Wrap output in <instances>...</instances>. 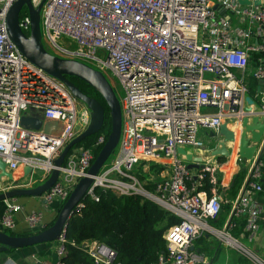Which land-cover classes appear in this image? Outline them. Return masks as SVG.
<instances>
[{
    "label": "built area",
    "instance_id": "1",
    "mask_svg": "<svg viewBox=\"0 0 264 264\" xmlns=\"http://www.w3.org/2000/svg\"><path fill=\"white\" fill-rule=\"evenodd\" d=\"M15 1L0 0V160L8 172L22 173L25 167L30 171L4 191L42 183L63 148L79 134L78 127L89 123L87 112L78 120V100L65 84L29 62L8 36L6 15ZM41 1L31 0L33 7ZM254 1L241 5L237 0H44L41 6V37L53 55L81 61L106 78L113 77L122 89L117 151L100 168L85 196L98 202L96 188L136 195L177 216L180 221L163 234L167 253L157 264H212L214 257L209 259L193 244L204 236L234 249L246 264H264V254L233 235L241 229L243 237L253 241L264 230L259 158L249 168L230 216L217 229L208 222L218 220L222 209L215 173L228 157L201 156L196 164L202 166L193 176L187 164L195 162L186 161L177 151L191 146L203 154L198 130L217 136L226 124L233 133V139L225 141L235 151L232 164L246 162L237 153L243 119L248 125L254 117L264 121V0L259 5ZM19 26L25 34L29 32L27 10L19 16ZM249 79L258 83L253 94L248 90ZM22 115L58 122L61 129L54 135L27 129L21 125ZM246 137L250 145L258 143L250 140L249 131ZM260 140L264 152V138ZM104 143L101 134L91 147L79 145L68 151L56 181L41 196L46 204H63L78 180L87 175L92 148ZM157 164L166 169L161 179L154 181L149 175L140 179L150 165ZM36 170L42 172L39 179L34 177ZM206 175L210 195L198 189ZM150 182H154L151 190L145 187ZM3 202L0 229L11 231L21 206L15 198ZM82 207L80 200L73 213ZM42 218L41 211L31 210L25 222L35 228ZM57 241L54 264H61L65 231ZM82 248L95 263L113 264L116 258L113 250L95 241Z\"/></svg>",
    "mask_w": 264,
    "mask_h": 264
},
{
    "label": "water",
    "instance_id": "2",
    "mask_svg": "<svg viewBox=\"0 0 264 264\" xmlns=\"http://www.w3.org/2000/svg\"><path fill=\"white\" fill-rule=\"evenodd\" d=\"M237 1L241 5L249 4V0ZM43 2L44 0H42L36 7H33L31 0H16L9 8L6 15L7 34L29 62L43 70L48 75L63 82L72 95L87 106L90 110V120L86 128L63 148L61 153L54 160L55 168L42 183L29 188H12L7 191H2L0 192V202L5 199L16 197H41L56 181L59 174L58 168L61 167L68 151L74 146H77L85 138L99 132L102 128L104 122V109L101 103L96 98L84 94L67 78V76H73L80 79L92 87L102 97L110 110L111 130L107 140L87 170V175L80 178L75 184L70 195L61 205L54 222L47 228L29 235H13L10 232L0 229V252L27 248L57 240L61 233L65 231L67 221L73 214L74 207L83 199V197H85V193L92 184L93 178L97 175L103 164L115 152L121 133L122 115L120 100L104 74L81 61L53 55L44 48L40 27V9ZM253 4L259 5L260 0H255ZM23 9L27 10L30 17V29L28 35L25 34L19 26V16ZM246 99L247 101H250L249 96H247ZM20 121L21 125L27 129L35 131L42 130L45 134L48 132L49 124L44 126L42 119L37 115H22ZM252 123V125H248L247 118L243 119L244 130L240 137L237 153L245 159H251L255 151V146H250L247 138H245V131H249L252 134L254 142H259L264 132V121L259 123L258 118L254 117ZM220 128V134L223 135L224 140L218 143L219 148H215L213 153L226 157L229 155V152L224 142L226 140H232L233 133L227 130L226 124H222ZM210 136L214 137L216 135L210 133ZM177 151L179 154L184 155L185 160L188 162H201L200 157L194 158L181 147H178ZM187 167L189 169L198 168V165L196 163H189L187 164ZM29 171L30 168L25 167L24 171L21 173V178H25ZM13 174L14 173L6 170V164L0 160V182L6 179L14 182L15 179Z\"/></svg>",
    "mask_w": 264,
    "mask_h": 264
},
{
    "label": "trees",
    "instance_id": "3",
    "mask_svg": "<svg viewBox=\"0 0 264 264\" xmlns=\"http://www.w3.org/2000/svg\"><path fill=\"white\" fill-rule=\"evenodd\" d=\"M24 10L20 12V15L26 12ZM67 78L84 94L96 98L104 109L102 128L96 134L85 138L77 146L91 147L101 134L106 141L111 130V116L105 101L85 82L73 76H67ZM257 87L256 81L248 80L250 94H253ZM102 146L103 144L92 148V161ZM155 167L151 165L149 169ZM145 177L146 175H141L140 179L143 180ZM239 181V177L235 178L233 184L237 186ZM153 185L150 182L145 187L151 189ZM198 189L205 190L208 195L211 194L207 175L203 180V185ZM95 193L99 201L96 202L88 196L83 197L81 200L83 207L80 212H74L67 221L66 251L61 258V264H99L95 263L88 251L80 247L84 241H95L113 250L116 253L113 264H157L159 257L167 253L166 241L163 238L164 232L180 219L154 202L136 195H117L101 188H96ZM61 205L57 207L56 215L48 226L54 222ZM222 209L227 210L228 205H222ZM240 263L246 264L242 259Z\"/></svg>",
    "mask_w": 264,
    "mask_h": 264
},
{
    "label": "crops",
    "instance_id": "4",
    "mask_svg": "<svg viewBox=\"0 0 264 264\" xmlns=\"http://www.w3.org/2000/svg\"><path fill=\"white\" fill-rule=\"evenodd\" d=\"M43 125L49 124L48 132L50 135H54L58 133L61 129V124L55 121L45 120L42 119ZM247 138V137H246ZM264 136H262L261 139H263ZM223 141V140H222ZM221 142V140L218 141V143ZM254 142V140H252ZM225 143V142H224ZM251 143V142H249ZM250 145V144H249ZM261 140L255 145V151L253 153V157L251 159H246L247 166L240 167L239 169L234 163L235 158V151H233L232 148H229V146L225 143V146L229 152V155L226 160L227 164L221 166V169H218L216 171L215 176L217 177V184H216V196L222 200V205H228V209L223 211L221 209V214L225 213L226 218H228L231 214L233 203L236 201V199L241 195V192L243 191V188L248 180V170L251 167V165L254 163L255 159L258 157L259 161L262 163V169L260 171L261 174V183L264 185V152H262L261 148ZM252 146V145H250ZM215 148H219V145ZM214 148V149H215ZM212 150H209L207 148H204V153L200 155V152L198 150L192 149L189 151L194 158L195 157H211V160H217L220 158L219 154H214ZM223 156V155H222ZM222 159V158H220ZM197 163V162H195ZM198 168L202 166V164H197ZM151 166V165H150ZM153 166V165H152ZM155 168H151L147 170L143 175H149V177H153L154 181H158L161 179L162 175L165 174L164 165L163 164H157L154 165ZM161 168V169H160ZM14 179L19 180L21 179V171H15L13 172ZM161 173V174H160ZM191 173L193 176L197 173V168H191ZM239 177V184L235 186L234 180L235 178ZM13 183L12 181L3 180L0 182V192L4 191V188H7ZM154 183V182H153ZM211 191V189H210ZM17 204L21 206L20 211L15 213V226L14 229H12L11 233L13 235H29L31 233H35L37 231L42 230L45 228V226H48L50 222L54 219L57 211V207L59 206L58 201H54L52 204L48 205L45 203L42 197H16L15 198ZM31 210L35 211H41L43 214L42 223L40 226H37L35 228H31L27 225L25 222V215ZM4 211V202H0V219ZM243 222L240 224L242 225ZM237 231H234L236 233V236L240 239H247L246 236L243 237V234L241 233V229H236ZM241 236V237H240ZM209 239V237H202ZM248 240V239H247ZM249 241V240H248ZM258 244L255 245L256 250L264 254V230L261 229L259 237L254 240ZM252 242V241H249ZM58 245V241H52L44 244H38L36 246H31L27 248H21V249H15V250H9L7 252H0V264H54L56 261H58V257L56 256V247ZM81 247H89L92 246V241H84L80 245ZM222 246H217V250ZM230 262V263H229ZM227 264H241L240 259L238 258L237 254L234 253L231 258L228 260Z\"/></svg>",
    "mask_w": 264,
    "mask_h": 264
},
{
    "label": "rangeland",
    "instance_id": "5",
    "mask_svg": "<svg viewBox=\"0 0 264 264\" xmlns=\"http://www.w3.org/2000/svg\"><path fill=\"white\" fill-rule=\"evenodd\" d=\"M42 41H43V45H44L45 49L48 52L54 54V51L48 46L46 41L44 39H42ZM107 80L110 83V85L112 86V88H113L115 94L117 95L118 99L120 100L121 97H123V93H122V89H121L120 85L118 84V82L113 77L107 78ZM76 107H77L78 120H80V116L82 117V114L84 112H87L88 121H89L90 120V110L87 108V106L83 102L78 100ZM85 128H86V125L85 126L82 125V126L78 127L77 133L82 132ZM204 132H205V129L200 128L198 130V137L202 138L203 143H204V147L209 149V150L214 149L217 146L219 140H224V137L221 134H218L217 136L212 137V136L206 135ZM249 136L250 135L247 134V137H249ZM250 140H253V139H250ZM185 149L187 151H191L193 148L191 146H185ZM116 151H117V148H116ZM111 158H112V156H111ZM106 163L107 164L110 163V158L106 161ZM245 166H247V164L245 163L244 160L242 161V163L237 164L238 169L240 167H245ZM41 173L42 172L40 170H36L34 177L39 179L41 176ZM38 184L39 183H37L36 185H38ZM151 189H149V190H151ZM225 219H226V214L223 213L219 216L218 220H216V221L209 220L208 222L213 227H215L217 229H222V226L224 224ZM7 232H9V231H7ZM233 235L235 237H237L235 232H233ZM240 242L242 244H244L246 247L251 248L253 250H256L255 245L258 244L254 240L252 242H249L247 239H240ZM218 243L219 242L217 240H215V238L212 236L209 239L201 237L199 239H196L193 242L195 247L198 248L200 251L204 252L208 256L209 259H212L214 257V261L212 264H227L228 260L235 253V250L230 249V248H224L223 246L217 250Z\"/></svg>",
    "mask_w": 264,
    "mask_h": 264
}]
</instances>
